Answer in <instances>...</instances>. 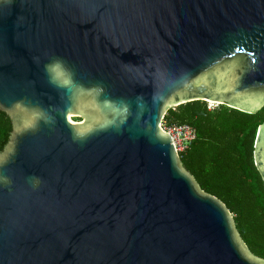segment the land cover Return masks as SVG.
Segmentation results:
<instances>
[{
    "label": "water",
    "instance_id": "obj_1",
    "mask_svg": "<svg viewBox=\"0 0 264 264\" xmlns=\"http://www.w3.org/2000/svg\"><path fill=\"white\" fill-rule=\"evenodd\" d=\"M192 100L264 105V0H0V264H264L161 127Z\"/></svg>",
    "mask_w": 264,
    "mask_h": 264
},
{
    "label": "trees",
    "instance_id": "obj_2",
    "mask_svg": "<svg viewBox=\"0 0 264 264\" xmlns=\"http://www.w3.org/2000/svg\"><path fill=\"white\" fill-rule=\"evenodd\" d=\"M164 121L194 127L196 138L180 153L181 164L202 190L227 206L249 252L264 259V181L253 157L264 105L248 113L226 104L209 107L205 100H192L168 108ZM9 128L10 119L0 110V152Z\"/></svg>",
    "mask_w": 264,
    "mask_h": 264
},
{
    "label": "built area",
    "instance_id": "obj_3",
    "mask_svg": "<svg viewBox=\"0 0 264 264\" xmlns=\"http://www.w3.org/2000/svg\"><path fill=\"white\" fill-rule=\"evenodd\" d=\"M161 127L166 130L172 137L175 150L179 153L186 151L196 138L194 127L189 124H167L162 118Z\"/></svg>",
    "mask_w": 264,
    "mask_h": 264
},
{
    "label": "rangeland",
    "instance_id": "obj_4",
    "mask_svg": "<svg viewBox=\"0 0 264 264\" xmlns=\"http://www.w3.org/2000/svg\"><path fill=\"white\" fill-rule=\"evenodd\" d=\"M208 102V106L210 107V106H214V105H216L217 103L216 102H213V101H210V100H208L207 101ZM69 116H71V120H73V119H76V117H78V116H76V115H74V114H68ZM79 119H81V117H79ZM74 121V120H73ZM82 121V120H81Z\"/></svg>",
    "mask_w": 264,
    "mask_h": 264
},
{
    "label": "bare ground",
    "instance_id": "obj_5",
    "mask_svg": "<svg viewBox=\"0 0 264 264\" xmlns=\"http://www.w3.org/2000/svg\"><path fill=\"white\" fill-rule=\"evenodd\" d=\"M69 117V119H71V116H68Z\"/></svg>",
    "mask_w": 264,
    "mask_h": 264
}]
</instances>
